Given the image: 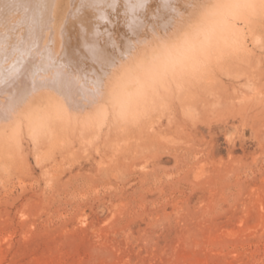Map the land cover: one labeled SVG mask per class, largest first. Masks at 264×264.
Listing matches in <instances>:
<instances>
[{
  "label": "rangeland",
  "instance_id": "rangeland-1",
  "mask_svg": "<svg viewBox=\"0 0 264 264\" xmlns=\"http://www.w3.org/2000/svg\"><path fill=\"white\" fill-rule=\"evenodd\" d=\"M149 1L92 103L1 133L0 264H264V0Z\"/></svg>",
  "mask_w": 264,
  "mask_h": 264
},
{
  "label": "bare ground",
  "instance_id": "bare-ground-1",
  "mask_svg": "<svg viewBox=\"0 0 264 264\" xmlns=\"http://www.w3.org/2000/svg\"><path fill=\"white\" fill-rule=\"evenodd\" d=\"M67 1L68 3H66L67 4L66 6L64 5V8L69 6L70 9H66L67 10L66 13L68 14L66 16V19H64L65 20L64 25H62V28L59 31L60 32L59 40L58 38H56L58 42V44L57 43L56 44L58 45V47L55 45L54 48H57V52L55 54H52V52H49L48 50L49 49L51 50V48L53 47L50 44H46V42H44V40L45 41L47 40V37H45L46 39L44 38L43 40V34H44L43 29L46 28V23L48 22V20L52 22V20L50 19L51 15L52 18L53 16L56 15V14L53 15L54 12L52 13L53 10L52 6L55 4L56 1L55 0H0V134L5 133L3 131H6L7 128L9 129L11 128L13 130V133H15L14 131L18 132L19 129L16 128L20 127V130H22L21 125L23 126V124L25 126L27 125L26 130L28 131L27 127L33 128L34 127L33 124L36 122L38 123L37 126L42 125L43 123H40V121H42L41 119L44 118L45 121L46 119L45 117H49L52 113H58L59 109L60 110L62 109L61 107H65V109L67 110L69 108L68 112H70L71 109L74 110V108L77 106L76 103H78L81 99H85V100L90 99V101L93 99L95 100L97 97L94 95L96 92L94 83L98 84L99 82L104 81V78L106 79L105 83L107 81H110V79H112L111 74H109L110 69H112V67L115 66L113 62L115 59L112 60V57L113 54L116 56L115 53L119 50L118 48H120L119 47L120 42L122 41L120 45L123 46L124 42L127 41L128 38L132 36L131 34L136 33L135 36H137V34H140L143 27L149 25V23H152V16H154V14H156V12L159 9H161L160 6L154 8L152 7L150 9L149 6H146V4H144L146 0H70V1L67 0ZM151 1L149 2L151 3ZM60 2L62 1L60 0ZM155 4L156 3H154V5ZM163 5L164 3L162 4V6ZM151 11H153V15L149 17ZM159 17L161 18V15ZM55 18L56 17L53 18V21ZM162 19H164V17L161 18V21ZM52 24L53 23H51L50 26L49 24H47L49 26L48 32H50V30L52 32V29H50V27H52L55 23L53 25ZM56 24H58V22ZM153 26L154 25L152 24V27ZM55 27H57V25ZM134 38L132 36L133 40ZM56 39L55 37L53 38L55 42ZM202 46L204 45L202 44ZM54 48L51 51L55 52ZM121 52L122 50L118 51V54L121 55L120 54ZM84 57L88 58L89 60L86 61ZM53 59L55 60L53 61ZM98 64L101 66V69L103 70V74L99 75V72H96L99 75V77L97 78L95 77L93 81L89 82L88 80L89 83H87L86 80L84 84H80L78 82L74 83V81L71 82L73 79L70 81L69 76L72 75L69 74L71 71H73L74 73L75 72L78 73L76 69L79 70L84 65L85 66L88 65L89 69L92 68L94 70L96 67L99 66ZM140 64H142L143 66L144 63L141 62ZM100 66H99V70H100ZM85 68L83 67V69ZM95 70L98 71V69ZM90 71L91 73L94 72L92 70ZM90 71H88L87 74L91 75ZM91 77L93 78L94 76ZM83 79H85V77ZM112 83L113 82H111L110 85L111 86L110 91H108L107 94L108 95L107 97L111 101H113L114 98H116V95H118L116 94V88H115L117 86H115ZM100 84H103V82ZM98 95L99 94H97V96ZM78 97L79 99H77ZM54 101L57 102V104L54 103ZM80 103H82V100L80 101ZM90 103H92V101ZM66 117L64 116V118ZM54 118H56V116ZM59 119L60 118L58 117V120ZM102 119L103 118H101V121ZM14 128L16 130H14ZM31 128L29 130V135L31 133L30 131H35L32 130ZM35 132H32L33 135H36L37 132L36 133ZM8 134L10 133H7L6 137L9 136ZM19 135L20 134H18V136ZM0 136L2 137V139L0 137V140L6 138L3 137L2 134ZM49 137L50 136H48V138ZM32 138H33V142H36L37 141L36 138L38 137L36 135ZM34 146L35 147L40 146L38 141L35 143ZM2 152L3 150L0 151L1 154ZM44 157L45 155L35 153V159L38 163L47 160L46 158L44 159ZM47 158L49 157L47 156Z\"/></svg>",
  "mask_w": 264,
  "mask_h": 264
}]
</instances>
